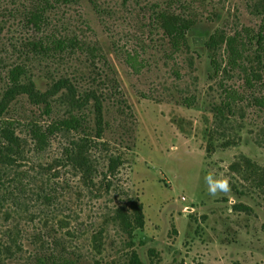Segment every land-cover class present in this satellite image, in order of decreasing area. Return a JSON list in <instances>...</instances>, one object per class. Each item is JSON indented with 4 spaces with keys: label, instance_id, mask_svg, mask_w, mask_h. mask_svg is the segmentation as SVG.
I'll return each instance as SVG.
<instances>
[{
    "label": "rangeland",
    "instance_id": "1",
    "mask_svg": "<svg viewBox=\"0 0 264 264\" xmlns=\"http://www.w3.org/2000/svg\"><path fill=\"white\" fill-rule=\"evenodd\" d=\"M169 8L196 21L180 49L155 21ZM217 30L240 57L231 66L224 42L214 73L206 44ZM55 39L78 45L49 55L31 46ZM263 61L264 0H0V94L20 65L41 91L72 83L88 98L74 112L91 127L97 98L108 124L107 145L89 153L91 179L62 160L77 133L56 134L36 156L15 125L24 154L12 171L0 166V264H264ZM16 107L14 118H40L27 96ZM110 156L122 163L104 180ZM208 173L230 191L209 196ZM131 201L142 206L139 224Z\"/></svg>",
    "mask_w": 264,
    "mask_h": 264
},
{
    "label": "trees",
    "instance_id": "2",
    "mask_svg": "<svg viewBox=\"0 0 264 264\" xmlns=\"http://www.w3.org/2000/svg\"><path fill=\"white\" fill-rule=\"evenodd\" d=\"M29 21L40 29L43 19L42 16L38 14H32ZM155 21L169 39L174 49H180L187 45V34L196 22L194 18L173 12L170 8L157 12L155 14ZM235 41L234 37H227L219 30L215 31V33L210 36L206 44V49L211 59L214 73H218L220 68L216 60V52L224 42L227 43L230 53L229 63L233 67L238 65L240 54ZM51 44L52 46L49 48V46L42 41H38L33 42L31 46L34 51L49 55L48 52L50 50L61 53L68 46L77 47L78 45L76 40L65 41L63 39H55ZM90 51L91 54L94 55L95 49ZM68 82V80H60L56 82L52 88L41 91L36 88L33 80L27 78V71L23 66L19 65L8 71V88L5 92L0 94V166H9L7 169L12 171L13 165L16 163V158L24 154V151H22L21 138L16 134L15 128V125H22L27 130L28 138L33 144V154L36 156L43 154L51 147L52 138L56 134L61 133L66 135L77 133L78 141H71L64 146L61 154L62 160L67 159L68 162L76 167L75 169L81 170L86 177L91 179L92 161L89 153L94 147L107 145L105 142H101L99 136H101V131L103 130L102 126L108 127V124L103 120L101 103L96 97L95 113L97 131L94 130L96 127H91L88 124L85 115H82L79 111L77 113L74 112V108L83 109V107H85L84 102H87L88 98L84 102H81L80 97H75L73 93L76 92V87ZM62 87H65L68 93L55 98L57 91ZM115 87L116 85L114 84L113 88ZM116 93H118V91ZM23 96H27L34 105L40 107V118L46 117L51 120L43 123L39 120V116H36L31 111L28 112L25 110H20L14 118L13 112L16 113V105L19 103L20 97ZM11 104L15 106L13 109L11 108ZM62 107L66 108V111L63 115L59 116L58 113L61 111L60 109ZM9 114L11 117L6 118L5 115ZM53 115L55 116L54 118L52 117ZM116 162L120 165L122 163L121 158L115 156L109 157V166L104 175V180H108L110 174L114 173L113 168H116ZM24 173L27 174L26 171H24ZM7 196H12L14 200L17 199V195L13 192H9L8 195H6L5 192L2 198L5 199ZM52 198L51 195L44 196L47 202H50ZM129 208L131 209V218L134 219L136 224L138 222L141 223L140 221L143 219L141 204L137 201H131Z\"/></svg>",
    "mask_w": 264,
    "mask_h": 264
},
{
    "label": "clouds",
    "instance_id": "3",
    "mask_svg": "<svg viewBox=\"0 0 264 264\" xmlns=\"http://www.w3.org/2000/svg\"><path fill=\"white\" fill-rule=\"evenodd\" d=\"M206 192L211 197H216L219 193L230 191V183L227 178H221L213 173H208L204 177Z\"/></svg>",
    "mask_w": 264,
    "mask_h": 264
}]
</instances>
